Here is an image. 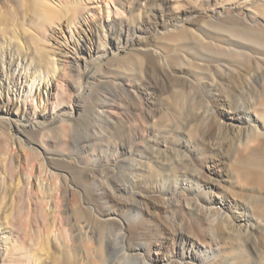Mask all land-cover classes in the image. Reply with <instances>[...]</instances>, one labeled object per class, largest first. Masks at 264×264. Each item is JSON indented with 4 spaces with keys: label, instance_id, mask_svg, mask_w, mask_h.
<instances>
[{
    "label": "rangeland",
    "instance_id": "374dc122",
    "mask_svg": "<svg viewBox=\"0 0 264 264\" xmlns=\"http://www.w3.org/2000/svg\"><path fill=\"white\" fill-rule=\"evenodd\" d=\"M113 1L0 0V264H264V0Z\"/></svg>",
    "mask_w": 264,
    "mask_h": 264
},
{
    "label": "bare ground",
    "instance_id": "6f19581e",
    "mask_svg": "<svg viewBox=\"0 0 264 264\" xmlns=\"http://www.w3.org/2000/svg\"><path fill=\"white\" fill-rule=\"evenodd\" d=\"M108 1L109 0H92V3H96L97 6L92 5L90 7L89 12H91V15L96 14V12H97L96 10H98V9H99V11L102 10V2H106V5L108 7V5H109ZM110 1H113V0H110ZM75 11H77V10H75ZM117 13H118V10H117ZM123 13H124V11H123ZM82 19L87 23V17L85 15L82 16ZM109 20H110V18H108V21ZM100 22H101V25L103 28L102 30H105L104 29L105 26L103 24V21L101 20ZM226 31L228 33H230L231 36H234L236 38L244 40L245 41L244 43H247L249 45L253 44L251 46H254V48L256 50H259L260 52L264 51V38L259 35L260 33L258 34L257 32H254L253 30L252 31H248V30L239 31V30H235V29H228ZM81 49H83V48L81 47ZM94 51L96 52V54H101L100 57H103V56L109 54V52H110V51L109 52L106 51V48H103L102 46L92 47L91 52H94ZM230 54L232 57V54L234 55V54H242V53L233 52ZM244 57H246V56H244ZM236 108L237 109H235V111H234L235 116L233 117V119H235L239 124H241V126H243V129H244L243 136L247 137V143H248L247 144L248 145V147H247L248 157L246 158L247 164L251 167H254L257 170L255 178L257 180L263 182L264 175H263V173L260 172V170L264 169V130L261 129L262 127L264 128V125L261 126V124L259 122L260 120L258 119V117L254 116V114H252V110L250 108H248V107H244L243 109H240V107H236ZM260 200L262 201V199H260ZM261 203H264V199H263V202H261ZM223 205H224V202L222 200H219L218 206H223ZM262 210L264 211V208ZM248 220H250V218H248ZM247 263L248 264H260V262H258L256 259L255 260L253 259L252 261L250 260Z\"/></svg>",
    "mask_w": 264,
    "mask_h": 264
}]
</instances>
